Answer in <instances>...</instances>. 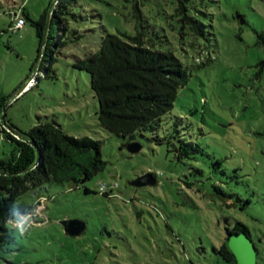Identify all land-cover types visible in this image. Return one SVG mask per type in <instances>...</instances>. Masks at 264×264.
Instances as JSON below:
<instances>
[{
    "label": "rangeland",
    "instance_id": "obj_1",
    "mask_svg": "<svg viewBox=\"0 0 264 264\" xmlns=\"http://www.w3.org/2000/svg\"><path fill=\"white\" fill-rule=\"evenodd\" d=\"M53 2L0 0V98L21 89L38 57L35 29L26 19L15 32V14L39 19ZM195 4L208 12L201 18L212 33L199 39L201 54L190 39L181 49L180 27L171 18L177 0H79L73 7L67 44L55 52L57 77L42 71L38 86L6 101L7 118L24 131L40 118L56 119L70 135L98 139L107 167L86 182L90 193L53 182L24 195L20 201L39 203L9 224L15 250L0 247V264H228L217 249L227 241V227L238 222L263 249L258 264H264V70L258 74L264 46L257 43L264 0ZM138 31L166 38L193 66L157 134L170 135L178 123L177 135L204 149L194 159L180 160L172 143L159 144L150 132L137 136L142 149L131 153L127 138L99 125L90 74L75 63L97 51L108 33L126 38ZM1 149L10 150L0 131ZM146 173L156 175L155 185H131ZM66 218L85 220L86 231L67 234Z\"/></svg>",
    "mask_w": 264,
    "mask_h": 264
},
{
    "label": "trees",
    "instance_id": "obj_2",
    "mask_svg": "<svg viewBox=\"0 0 264 264\" xmlns=\"http://www.w3.org/2000/svg\"><path fill=\"white\" fill-rule=\"evenodd\" d=\"M78 1L60 0L57 5L40 68L46 77H57L52 67L56 60L55 52L67 44L64 37L70 30V16L76 18L73 7ZM198 1L204 3L205 0H177L171 18H176L180 27L179 34L185 43L181 49L186 47V41L190 39L194 49L201 54L203 48L199 39L212 33L208 31L209 25L201 18V15H208V12L195 4ZM49 9L47 7L39 19H32L29 14H25L35 29L38 52L45 36ZM238 18L242 23L245 21L243 15H238ZM257 36V43L264 46V32H258ZM125 37L108 33L103 37L97 51L78 58L75 63L78 69L90 74L91 85L99 103V125L113 134L127 138V145L138 142L139 134L150 132L153 134L151 139L157 143H172L180 160L196 158L198 153L204 151L202 145L177 135L178 123L174 125V132L170 135L157 134L166 118L173 113L180 90L189 83L193 66L184 62L177 54L179 49L162 36H158V41L147 38L143 31H138L136 35L125 34ZM166 42L168 44L165 46ZM201 60L202 64L206 63ZM44 63L47 64L44 66ZM258 66L260 74L264 70V59ZM39 82L40 77L31 89L38 86ZM8 98H0V116ZM0 127L2 140L7 142L10 149L9 152L0 150V170H26L16 175L0 174V247L14 251L12 244L16 238L11 233L9 224L18 217L16 213L19 216L31 213L39 203L20 201L24 195L29 192L36 193L53 182L84 187L86 193H90L91 189L85 186L86 182L105 170L108 162L103 159L100 140L90 136L70 135L56 119L44 121L40 118L28 131L15 126L23 135L32 139L41 152L40 163L28 170L37 161L35 147L18 139L1 123ZM153 176L156 177L155 174ZM216 189L221 191L219 186ZM241 231L252 236L244 223L238 222L233 227H227L229 234ZM228 240L227 237V241L217 252L226 263L238 264L236 256L229 248ZM262 250L258 248L259 253ZM6 262L16 264L8 259Z\"/></svg>",
    "mask_w": 264,
    "mask_h": 264
},
{
    "label": "water",
    "instance_id": "obj_3",
    "mask_svg": "<svg viewBox=\"0 0 264 264\" xmlns=\"http://www.w3.org/2000/svg\"><path fill=\"white\" fill-rule=\"evenodd\" d=\"M60 0H54L53 4L50 6L49 12H48V17H47V24H46V30H45V36L42 42V46L38 52V57L34 65V72L33 75L29 77L27 82L21 87V89L11 98L8 99L9 103L19 97L21 94H23L26 90L31 88L36 81H38L39 75L41 73L40 68L42 61L44 59L46 49H47V44L49 40V35H50V30L55 14V10L57 8V5ZM4 105L3 112L1 115V124L3 127L11 132L14 136H16L18 139L24 140L31 144L32 146L35 147L38 157L37 161L33 166H31L28 170H32L35 168L41 161V152L38 147V145L30 138L27 136L23 135L18 128H16L14 125H12L8 118H7V106L9 104ZM128 150L131 153H138L142 149V145L138 142L131 143L127 145ZM26 172V170L19 171V172H7L0 170V174H5V175H16V174H21ZM157 183V178L153 176L152 173H146L143 174L142 176L137 177L135 180L131 182V185L133 186H146V185H155ZM62 225L65 228V231L67 234L71 236H80L82 235L86 229H87V222L83 219H78V218H66L61 221ZM228 245L231 251L234 253L236 256L238 264H258V248L250 236L248 232H235V233H228Z\"/></svg>",
    "mask_w": 264,
    "mask_h": 264
},
{
    "label": "built area",
    "instance_id": "obj_4",
    "mask_svg": "<svg viewBox=\"0 0 264 264\" xmlns=\"http://www.w3.org/2000/svg\"><path fill=\"white\" fill-rule=\"evenodd\" d=\"M22 7L24 8V6H22ZM25 25H26V18H25L24 12L22 11V12L16 13L15 14V23L13 25V30L15 32H17L18 30H20L21 28H23ZM100 190H102V191L103 190H107V186L104 185V184H102L100 186Z\"/></svg>",
    "mask_w": 264,
    "mask_h": 264
},
{
    "label": "clouds",
    "instance_id": "obj_5",
    "mask_svg": "<svg viewBox=\"0 0 264 264\" xmlns=\"http://www.w3.org/2000/svg\"><path fill=\"white\" fill-rule=\"evenodd\" d=\"M16 215H18V216H19V213H16ZM21 219H23V217H21Z\"/></svg>",
    "mask_w": 264,
    "mask_h": 264
},
{
    "label": "crops",
    "instance_id": "obj_6",
    "mask_svg": "<svg viewBox=\"0 0 264 264\" xmlns=\"http://www.w3.org/2000/svg\"><path fill=\"white\" fill-rule=\"evenodd\" d=\"M25 14H29V13H25V12H24V15H25ZM29 16H30V14H29ZM25 18H26V17H25Z\"/></svg>",
    "mask_w": 264,
    "mask_h": 264
},
{
    "label": "flooded vegetation",
    "instance_id": "obj_7",
    "mask_svg": "<svg viewBox=\"0 0 264 264\" xmlns=\"http://www.w3.org/2000/svg\"><path fill=\"white\" fill-rule=\"evenodd\" d=\"M256 244V243H255ZM256 246H257V244H256ZM257 248H258V246H257ZM259 252V251H258ZM258 257H259V254H258Z\"/></svg>",
    "mask_w": 264,
    "mask_h": 264
}]
</instances>
